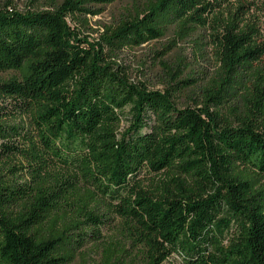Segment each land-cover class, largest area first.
<instances>
[{
    "label": "trees",
    "instance_id": "obj_1",
    "mask_svg": "<svg viewBox=\"0 0 264 264\" xmlns=\"http://www.w3.org/2000/svg\"><path fill=\"white\" fill-rule=\"evenodd\" d=\"M114 1L0 4V264H74L115 219L117 237L78 264H264V43L243 11L253 0H135L94 42L70 26ZM200 28L210 70L160 59L163 89L130 83L114 61ZM180 93L191 103L178 107Z\"/></svg>",
    "mask_w": 264,
    "mask_h": 264
},
{
    "label": "rangeland",
    "instance_id": "obj_2",
    "mask_svg": "<svg viewBox=\"0 0 264 264\" xmlns=\"http://www.w3.org/2000/svg\"><path fill=\"white\" fill-rule=\"evenodd\" d=\"M5 1L9 0H0V4ZM10 1L12 2L11 6L21 12L44 8V0ZM133 1L135 0H115L113 3L104 6L100 14L87 15V27H83L76 21H69V24L79 30V37H86L88 41L92 42L97 41L103 25L114 23ZM243 11L246 12L244 15L246 20L254 22L259 28L258 43H264V0H253L251 8L243 9ZM208 36L209 29L206 28H200L182 40L176 39L173 32H169L164 37L145 43L140 47L123 49L116 53L114 61L124 67L130 83H142L149 89H163L165 77L164 69L161 62H159L160 59L166 60V63L173 67H176L179 60L183 61L180 64L188 66L191 75L194 71L210 70L214 62V56ZM173 39L176 40L173 41ZM261 59L262 64H264V55ZM190 74L186 72L183 76L190 77ZM175 101L178 107H183L191 103V95L190 93H180ZM117 226L118 219H115L100 229V238L88 237V242L79 249L74 264L81 263L83 258L89 263L97 260L100 253V244L103 241L117 237ZM162 264H183V262L179 256L172 254Z\"/></svg>",
    "mask_w": 264,
    "mask_h": 264
}]
</instances>
